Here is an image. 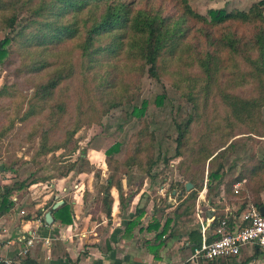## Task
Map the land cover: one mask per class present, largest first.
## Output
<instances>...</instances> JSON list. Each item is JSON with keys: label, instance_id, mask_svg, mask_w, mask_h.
<instances>
[{"label": "trees", "instance_id": "1", "mask_svg": "<svg viewBox=\"0 0 264 264\" xmlns=\"http://www.w3.org/2000/svg\"><path fill=\"white\" fill-rule=\"evenodd\" d=\"M125 1L0 0V33L14 32L13 37L5 35L0 41V65L11 70L16 80L22 76L32 78L29 93L23 97L24 103L19 105L9 129L14 122L25 123L42 116L34 157L61 152L56 162L60 167L55 170L59 178L75 171L86 173L89 161L75 139L77 133L86 124L99 123L131 91L139 90L145 74L156 82L165 79L184 96L192 110L176 126L175 157L190 164H207L209 183L216 180L213 187L208 185V196L217 193L222 184V161L238 142L233 140L235 124H246L251 136H264V0L246 11L210 9L206 16L193 11L188 0H168L174 9L168 14L135 9L133 1ZM62 50L72 54L65 60L51 61ZM13 88L5 84L0 98L15 97L17 90ZM247 88L251 89L247 97L236 92ZM71 95L76 100L75 120L71 128L64 130L63 138L56 140L63 130ZM163 99V95L157 96L156 104L161 105ZM24 104L26 109L21 113ZM219 105L226 109L223 122L211 116ZM146 107L143 102L131 112L142 128L123 165L145 164L149 172L156 159L155 138L143 120ZM119 150L120 144L116 143L106 151L109 166L110 156ZM185 182L194 185L186 198L193 203L203 180L198 183L196 173H189ZM36 183L31 180L2 187L0 214L14 207L15 192ZM237 183H242L237 190L239 197H245L248 188L253 190L250 201L262 215L264 160L244 165L234 179L222 185L225 194H233ZM112 189L121 199L123 186L111 177L101 191V199L95 202L107 219L112 213ZM49 211L56 222L72 224L69 203ZM223 220L214 219V233ZM132 228L135 223L129 222L128 230Z\"/></svg>", "mask_w": 264, "mask_h": 264}, {"label": "rangeland", "instance_id": "2", "mask_svg": "<svg viewBox=\"0 0 264 264\" xmlns=\"http://www.w3.org/2000/svg\"><path fill=\"white\" fill-rule=\"evenodd\" d=\"M132 1L135 9L161 11L167 14L174 11L172 4L168 0H126L125 2L131 3ZM258 1L260 0H188V4L193 11L206 16L207 11L210 9H225L227 11L238 9L246 11ZM5 35L13 37L14 32H1L0 41ZM7 48L5 47V49ZM71 54L72 51L62 50L51 61L59 62L65 60ZM15 61L18 64L19 58L15 59ZM31 80V77L25 76L16 80L11 70H6L0 65V89L6 84L8 86L14 85L13 90H17L15 97L0 98V165L3 167L0 171V176L2 181L9 183L7 184L9 186L15 182H29L31 180L42 183L43 185L38 188H32L31 192L24 189L19 194V196L32 195V192L36 191L34 195L36 194V197H38L49 189L52 190L50 187L48 188L49 183L55 184L57 182L54 179H60L55 170L60 167L56 162L61 152L41 158L34 157L39 142L37 128L39 124L43 123L42 116L32 118L25 123L14 122L12 128L9 129L11 120H14L19 105L24 103H21V101L31 87ZM250 91L251 89L247 88L238 89L236 92L241 96L247 97ZM161 95L164 96V99L161 105H157L156 98ZM143 102L147 103L143 120L148 125L149 132L155 138L154 155L156 165L149 172L145 164L143 166L133 165L130 167L123 165V162L131 154L133 144L137 141V134L142 128L140 127L139 119L132 116L131 112L133 108L141 107ZM75 107L76 100L71 95L68 114L62 124L63 130L56 135V140H61L64 130L71 128L73 125L76 116ZM25 109L26 105L24 104L21 113ZM215 110H217L216 113H213L214 111L211 112L212 120L223 122L224 110L226 109L219 105ZM191 112L189 103L178 90L171 86L169 81L164 79L156 82L145 74L141 80L140 89L131 91L128 97L122 100L118 108L112 109L107 116L101 118L99 123L83 126L75 136V139L80 150L86 151L89 166L85 169L86 173L75 171L68 176L70 177L69 181L78 177L84 181L85 188H82L79 192L81 196H84V206L81 207L85 211H91V220H99L97 215L101 210L96 208L95 202L97 199H101V191L105 188L107 179L111 177L114 182L118 181L123 186L120 199L121 205L129 202L136 189H144L145 195H150L155 205H159L158 202L165 201V199L171 197L170 193L176 187L184 190L182 185L185 184L189 173H196L198 183L202 180V184L206 180L209 183L207 164L205 166L190 164L185 162L183 158L175 157L177 149L175 141L177 137L176 126L185 121ZM262 120L264 122V110ZM235 129L236 134L233 140L238 142L227 152L222 161L221 185L234 179L241 168L251 160L252 162L264 160V136H251L248 134V126L244 123H236ZM116 143L120 144V150L110 156L112 162H110L109 166L105 161V153ZM75 158L76 156H74ZM210 183L211 187H213L216 180L210 181ZM242 183L243 186L246 185L245 181ZM91 187H93V190H90ZM162 189H164L165 198L159 196ZM252 191L248 188L246 194L251 195ZM112 192L117 195L115 189H112ZM218 192L211 193L209 198H214V195L218 194ZM236 195L238 196V194ZM117 208L115 205L114 210ZM126 215L125 213V218H128Z\"/></svg>", "mask_w": 264, "mask_h": 264}, {"label": "crops", "instance_id": "3", "mask_svg": "<svg viewBox=\"0 0 264 264\" xmlns=\"http://www.w3.org/2000/svg\"><path fill=\"white\" fill-rule=\"evenodd\" d=\"M69 180V176L54 179L57 183L48 184L52 190L38 197L34 195L36 191L24 196H19L23 190L14 193L11 197L14 207L0 214V259L22 264H264V249L251 245L245 246L237 257L200 263L190 260L203 238L214 239L211 227L215 218H224L230 231L236 230L242 214L248 207H254L250 194L226 195L221 185L218 194L209 198L208 185H212L207 180L193 203L186 200L194 190L192 184L193 188L186 191L187 182L184 190L176 187L170 193L172 198L158 202L159 205L145 195L144 189H136L124 205L120 204L118 194L112 192L111 218L107 219L100 211L99 220L93 221L91 211L81 207L84 196L79 192L85 188L84 181L79 177ZM7 184L0 176V189ZM41 185L38 182L26 191ZM159 196L165 198L164 189ZM59 201L72 207L73 222L69 226L56 222L52 214L51 225L44 220L52 205ZM260 201L264 205V191L260 193ZM129 222H134L135 228L128 230ZM160 233L161 237L156 238ZM28 240H33V246L21 257L19 252Z\"/></svg>", "mask_w": 264, "mask_h": 264}, {"label": "built area", "instance_id": "4", "mask_svg": "<svg viewBox=\"0 0 264 264\" xmlns=\"http://www.w3.org/2000/svg\"><path fill=\"white\" fill-rule=\"evenodd\" d=\"M240 183L235 185L238 193ZM24 214V212H21ZM218 238L208 242L203 238L200 246L193 250L190 260L194 263L210 262L217 259L237 257L241 250L248 245L264 249V217L254 207H249L241 216V224L236 230L229 231L226 220L221 221L217 228ZM33 246V240H28L20 250L19 256H26ZM0 264H22L20 261L0 259Z\"/></svg>", "mask_w": 264, "mask_h": 264}, {"label": "water", "instance_id": "5", "mask_svg": "<svg viewBox=\"0 0 264 264\" xmlns=\"http://www.w3.org/2000/svg\"><path fill=\"white\" fill-rule=\"evenodd\" d=\"M0 48H1V42H0ZM2 166L0 165V171L2 170ZM193 188V185L189 182H187L185 184V189L186 191H190L191 189ZM62 204L61 201L55 203L53 206H52V209H56L58 206H60ZM44 220L46 222L47 225H51L53 223V219H52V216H51V212H47L44 216Z\"/></svg>", "mask_w": 264, "mask_h": 264}]
</instances>
